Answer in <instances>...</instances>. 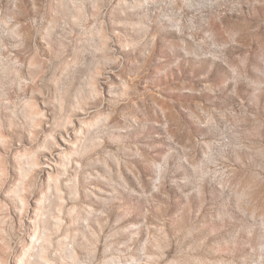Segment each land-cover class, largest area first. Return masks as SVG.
Instances as JSON below:
<instances>
[{"label": "rangeland", "instance_id": "obj_1", "mask_svg": "<svg viewBox=\"0 0 264 264\" xmlns=\"http://www.w3.org/2000/svg\"><path fill=\"white\" fill-rule=\"evenodd\" d=\"M0 264H264V0H0Z\"/></svg>", "mask_w": 264, "mask_h": 264}]
</instances>
